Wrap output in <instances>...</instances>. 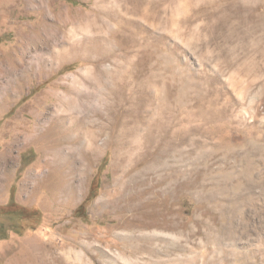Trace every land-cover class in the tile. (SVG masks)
<instances>
[{"label":"rangeland","instance_id":"374dc122","mask_svg":"<svg viewBox=\"0 0 264 264\" xmlns=\"http://www.w3.org/2000/svg\"><path fill=\"white\" fill-rule=\"evenodd\" d=\"M139 189L161 260L119 255ZM44 250L264 264V0H0V264Z\"/></svg>","mask_w":264,"mask_h":264},{"label":"bare ground","instance_id":"6f19581e","mask_svg":"<svg viewBox=\"0 0 264 264\" xmlns=\"http://www.w3.org/2000/svg\"><path fill=\"white\" fill-rule=\"evenodd\" d=\"M62 113H64V112H61V114ZM61 114L59 113V115H61ZM68 115H69V113L67 114V116ZM61 116H59V117H61ZM71 116H74V115H69V117H71ZM63 118H62V120H63ZM55 120L56 119H54V123H55ZM60 123H62V122H60ZM100 132H102V131H100ZM93 135H95V134H93ZM93 138H94V136H93ZM93 138H91V139H93ZM94 140H97V139H94ZM146 191H147L146 189H139V190H136L135 192H133L132 194H129V195L125 196L124 198L119 196L118 198H120V202L115 203V205H113V207L111 209V212L113 214L121 215V218L118 217V220H119V224L118 225L122 226L121 231L123 230L124 233L123 232H119L118 233V236L122 239V242L120 243V245L118 247L119 255L120 256H124V254H126L128 256H135V255H138V254H146V255H149V256H155L154 259H152L151 257L149 259L157 261L158 259L161 260V258H158L159 254L163 255L164 253L160 252L161 250H157L156 247L154 246V244H158V241H162L163 240L162 235L159 234L158 232L155 233L154 231H152V229H150L151 227L156 226L157 225L156 223H152L149 220H145L140 215L139 216L137 215L139 213L140 207H142L144 205V202L146 201V200H142V201L140 200L142 194H144ZM131 197H134L136 201H131ZM121 199L125 200V202L122 203V204H121ZM148 200H149V198H148ZM143 213H144V211L142 212V215H143ZM148 214H150V213L147 212L146 216ZM157 227H158V225H157ZM195 234H196V232L193 231L192 235H195ZM99 249H101V247H99ZM45 250L41 251L40 261L37 260V262H39V263L33 262V264H57V260L59 258L56 260L57 256L54 257V258L53 257L52 258L49 257ZM49 252H51V251H49ZM169 252H170V250H169ZM148 264H150V261H149Z\"/></svg>","mask_w":264,"mask_h":264}]
</instances>
